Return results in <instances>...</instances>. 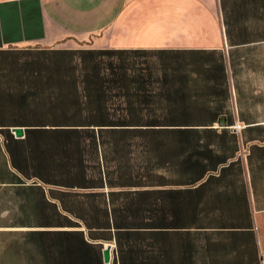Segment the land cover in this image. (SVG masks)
I'll list each match as a JSON object with an SVG mask.
<instances>
[{
    "label": "crops",
    "instance_id": "1",
    "mask_svg": "<svg viewBox=\"0 0 264 264\" xmlns=\"http://www.w3.org/2000/svg\"><path fill=\"white\" fill-rule=\"evenodd\" d=\"M1 235L0 264H264V0H0Z\"/></svg>",
    "mask_w": 264,
    "mask_h": 264
},
{
    "label": "trees",
    "instance_id": "2",
    "mask_svg": "<svg viewBox=\"0 0 264 264\" xmlns=\"http://www.w3.org/2000/svg\"><path fill=\"white\" fill-rule=\"evenodd\" d=\"M62 138L60 139L57 135H52V141L53 142H59V143H63V144H80V143H85V144H96L97 142H101V141H105L108 140V136L109 135H99V137L97 135H95L94 133H87V132H81V131H71V132H67L65 134H61L60 135ZM102 137H105L104 139ZM68 143V144H67ZM70 146V145H69ZM34 187H27V188H23L22 190L24 191H39V190H43L44 185L39 182V181H35L34 182ZM142 215H134V217L138 218V220H134V226H140V220ZM138 222V223H136ZM154 223H156V221L153 220Z\"/></svg>",
    "mask_w": 264,
    "mask_h": 264
},
{
    "label": "water",
    "instance_id": "3",
    "mask_svg": "<svg viewBox=\"0 0 264 264\" xmlns=\"http://www.w3.org/2000/svg\"><path fill=\"white\" fill-rule=\"evenodd\" d=\"M16 137L18 138H22L24 136V132L21 129H17L14 131ZM104 257H105V262L109 263L110 262V249H107L104 253Z\"/></svg>",
    "mask_w": 264,
    "mask_h": 264
},
{
    "label": "rangeland",
    "instance_id": "4",
    "mask_svg": "<svg viewBox=\"0 0 264 264\" xmlns=\"http://www.w3.org/2000/svg\"><path fill=\"white\" fill-rule=\"evenodd\" d=\"M6 239H7L6 236H3V235L0 236V241H5Z\"/></svg>",
    "mask_w": 264,
    "mask_h": 264
},
{
    "label": "built area",
    "instance_id": "5",
    "mask_svg": "<svg viewBox=\"0 0 264 264\" xmlns=\"http://www.w3.org/2000/svg\"><path fill=\"white\" fill-rule=\"evenodd\" d=\"M237 128L239 129V126L237 125Z\"/></svg>",
    "mask_w": 264,
    "mask_h": 264
}]
</instances>
